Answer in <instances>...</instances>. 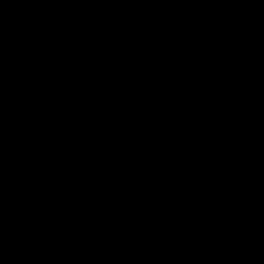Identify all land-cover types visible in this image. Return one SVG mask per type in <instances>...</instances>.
<instances>
[{
    "label": "water",
    "instance_id": "1",
    "mask_svg": "<svg viewBox=\"0 0 264 264\" xmlns=\"http://www.w3.org/2000/svg\"><path fill=\"white\" fill-rule=\"evenodd\" d=\"M0 264H264V0H0Z\"/></svg>",
    "mask_w": 264,
    "mask_h": 264
}]
</instances>
